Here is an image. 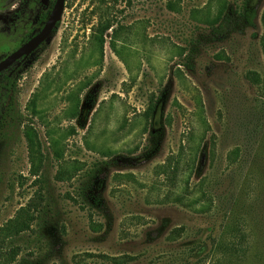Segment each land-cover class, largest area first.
Here are the masks:
<instances>
[{"label":"rangeland","instance_id":"374dc122","mask_svg":"<svg viewBox=\"0 0 264 264\" xmlns=\"http://www.w3.org/2000/svg\"><path fill=\"white\" fill-rule=\"evenodd\" d=\"M20 1L0 0V59ZM244 5L253 25L213 38ZM263 11L65 0L0 124V264H264Z\"/></svg>","mask_w":264,"mask_h":264},{"label":"trees","instance_id":"16d2710c","mask_svg":"<svg viewBox=\"0 0 264 264\" xmlns=\"http://www.w3.org/2000/svg\"><path fill=\"white\" fill-rule=\"evenodd\" d=\"M54 0H49L46 7L41 6L39 0H22L21 5V19L25 20L30 9H32L35 4H38V6L41 8L39 11V14L37 15V18L35 19V24L37 26L42 25L51 9L52 3ZM172 9L171 7H169ZM255 18V11L253 9L247 8L245 5L243 6L242 13L239 17H235L234 14H223L219 17L217 21V25L213 28H211V35L213 38L216 39H222L228 34L232 32L233 27L237 26L238 23H243L246 26H252L253 25V19ZM261 21L264 27V11L261 15ZM27 25V23H26ZM58 26V23L56 24L55 29L53 30L52 34L55 32L56 28ZM109 25H105L102 28V31L107 29ZM38 29V28H37ZM37 29H29V32L25 35L23 41H27L36 31ZM45 43H43L23 64L16 68L15 71L11 72L13 67H10L0 73V124L4 121L5 116L8 112V105L11 103L13 96L17 89V82L19 79V74L17 73L18 70H22L25 66H28L31 64L36 57L39 54L40 49L43 48ZM8 53L3 55L2 58H4ZM250 80H254L257 82V76L254 73H250L249 75ZM175 164V169L177 168V165L179 164L178 160L176 158H170L167 161V164L160 167V172L166 173L167 170H169V165ZM181 198H177V202H180ZM94 207L99 206V200L93 199L91 202ZM32 201H30L25 207H21L17 212L12 220V229L15 233H21L24 231H27L30 227V224L34 220L33 212H31L32 209Z\"/></svg>","mask_w":264,"mask_h":264},{"label":"water","instance_id":"95a60500","mask_svg":"<svg viewBox=\"0 0 264 264\" xmlns=\"http://www.w3.org/2000/svg\"><path fill=\"white\" fill-rule=\"evenodd\" d=\"M65 0H55L49 16L41 30L31 37L26 43L21 45L17 50L0 61V73L10 67L15 61L20 60L18 65L33 53L47 38L50 36L56 24L60 21ZM48 0H40L42 6L47 5Z\"/></svg>","mask_w":264,"mask_h":264},{"label":"flooded vegetation","instance_id":"af4514ba","mask_svg":"<svg viewBox=\"0 0 264 264\" xmlns=\"http://www.w3.org/2000/svg\"><path fill=\"white\" fill-rule=\"evenodd\" d=\"M48 1H49V0H48ZM39 2H40V0H39ZM54 2H55V0L53 1L52 6H53ZM47 4H48V2H47ZM21 5H22V0L20 1V5H19V8H18V19H19V21H18V23H17L16 30H18V32L22 33V37H21V36L19 37V39H18V41H17V43H16V46H15L13 49L9 50V51L7 52L8 54H7L5 57H7L8 55H10L12 52H14L15 50H17L21 45H23L24 43H26L31 37H33L34 35H36V34L41 30V28L43 27L44 23L46 22V20H47V18H48V16H49V14H48V16H47L45 22H44L42 25H39V26H37V25L35 24V22H36V20H35L33 26L35 27L34 29H37V28H38L37 31H36V32H35V33H34V34H33V35H32L27 41H23L25 35L27 34V32H24L27 26H26V21H25L24 19H23V20L21 19V18H22L21 15H20V13H21ZM41 6H42V5H41ZM46 6H47V5H46ZM46 6H43V7H46ZM52 6H51V9H52ZM40 9H41V8H40ZM51 9H50V11H51ZM50 11H49V13H50ZM38 14H39V13H38ZM38 14H37V15H38ZM36 18H37V16H36ZM36 18H35V19H36ZM58 24H59V22H58ZM33 26H31L32 29H33ZM55 27H56V26H55ZM34 29H33V30H34ZM54 29H55V28H54ZM54 29H53V30H54ZM56 29H57V28H56ZM53 30H52V32H53ZM52 32H51V34H50L49 37H51V36L56 32V30H55V32H54L53 34H52ZM49 37L47 38V40L49 39ZM47 40H46V41H47ZM46 41H44L43 43H46ZM43 43H42V44H43ZM42 44H41V45H42ZM41 45H40V46H41ZM40 46H39V47H40ZM39 47H38V48H39ZM5 48H6V47H5ZM5 48H3V49H5ZM38 48H37V49H38ZM3 49H2V50H3ZM37 49H36V50H37ZM36 50H35V51H36ZM40 50H41V49H40ZM35 51H34V52H35ZM34 52H33V53H34ZM33 53H31V54H30V55H29L24 61H22L19 65H18V62H20V60L15 61V62L10 66V67H13V69L11 70V72L15 71L16 68L20 67V66L23 64V62H25V61H26V60H27V59H28ZM4 55H5V54H4ZM5 57H4V58H5ZM4 58H1L0 61H1L2 59H4ZM10 67H8V68H10ZM25 67H26V66H25ZM25 67H24V68H25ZM8 68H7V69H8ZM24 68H23V69H24ZM23 69H22V70H18L17 73L20 74V73L23 71Z\"/></svg>","mask_w":264,"mask_h":264}]
</instances>
